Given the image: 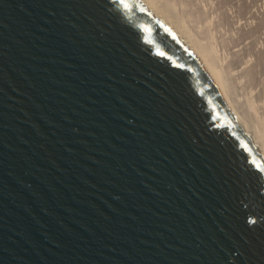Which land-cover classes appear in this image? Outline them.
Returning <instances> with one entry per match:
<instances>
[{
  "label": "water",
  "instance_id": "1",
  "mask_svg": "<svg viewBox=\"0 0 264 264\" xmlns=\"http://www.w3.org/2000/svg\"><path fill=\"white\" fill-rule=\"evenodd\" d=\"M0 264H264V165L139 1L0 0Z\"/></svg>",
  "mask_w": 264,
  "mask_h": 264
},
{
  "label": "bare ground",
  "instance_id": "2",
  "mask_svg": "<svg viewBox=\"0 0 264 264\" xmlns=\"http://www.w3.org/2000/svg\"><path fill=\"white\" fill-rule=\"evenodd\" d=\"M137 1L170 30L207 73L264 165V19L247 22L244 18L245 23L238 26L226 0L200 1L210 5L207 11L211 16L193 1ZM246 3H238L236 17L240 21H244ZM226 26L230 33L216 38L218 29Z\"/></svg>",
  "mask_w": 264,
  "mask_h": 264
},
{
  "label": "rangeland",
  "instance_id": "3",
  "mask_svg": "<svg viewBox=\"0 0 264 264\" xmlns=\"http://www.w3.org/2000/svg\"><path fill=\"white\" fill-rule=\"evenodd\" d=\"M188 1H189V2H190V1L192 2V1H193V3H194L193 5H195V4L197 5V4H198L197 6L200 7V9L202 8L203 10H202V9H201V10H202V11H205V13H207V12L209 11V6H210V5L207 7L208 4H206V3H204V2H203V3H204V4H203L202 2H200V1H202V0H188ZM195 1H197V2L195 3ZM198 1H199V2H198ZM226 1H227V4H228L227 6H228V9H229V11H230V15H231V13H232V14H235V15H231V16H232V18L235 19V20H234V21H236L235 24L238 23V24H236V25H238V26H239L240 22H241V23H245V19L247 20V22H254L253 18H256V17H257L256 19H258V18L261 19V20L264 19V13H263V12H264V0H260V1H259V0H245V3L247 2L246 4H247V6H248V5H249V6H248L247 9H246L247 11H245L246 13L244 12L245 14H243V18H242V19L245 18L244 21H243V20L240 21V20H238L237 17H236V16H237V13H238V8H237V6H238V3L240 2V0H226ZM237 2H238V3H237ZM205 4H206V6H205ZM235 4H237V5H235ZM201 6H202V7H201ZM205 7H207V8H205ZM231 8H232V9H231ZM207 9H208V11H207ZM233 9H234V10H233ZM235 10H236V11H235ZM253 10H254V11H253ZM210 11H211V9H210ZM248 12H250V13H248ZM209 13H210V12H208V14H209ZM251 13H253V14H251ZM238 14H239V13H238ZM249 15H251V18H250ZM209 16H211V14H209ZM261 16H262V17H261ZM249 19H250V21H249ZM251 19H252V20H251ZM237 20H238L239 22H238ZM263 22H264V20H263ZM236 25H235V26H236ZM241 25H242V24H241ZM227 28H229V27L226 26V28H224V27L221 28V29L219 28L218 30H221V31H220L221 34H220V33H217V32H218V31H217V32H216V38L219 37L220 35H221V37L224 36V35H228V34L230 33L231 28H229L230 30L227 29ZM223 30H224V31H223ZM227 32H229V33H227ZM218 34H219V35H218ZM219 38H220V37H219ZM218 40H219V39H218Z\"/></svg>",
  "mask_w": 264,
  "mask_h": 264
},
{
  "label": "snow or ice",
  "instance_id": "4",
  "mask_svg": "<svg viewBox=\"0 0 264 264\" xmlns=\"http://www.w3.org/2000/svg\"><path fill=\"white\" fill-rule=\"evenodd\" d=\"M124 7L127 8V5L125 4ZM249 223H254V222L253 221H249Z\"/></svg>",
  "mask_w": 264,
  "mask_h": 264
}]
</instances>
